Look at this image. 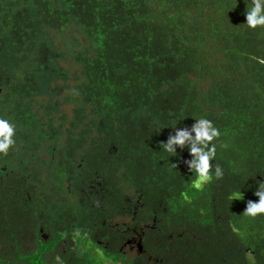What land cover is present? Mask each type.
Returning <instances> with one entry per match:
<instances>
[{
    "label": "trees",
    "instance_id": "obj_1",
    "mask_svg": "<svg viewBox=\"0 0 264 264\" xmlns=\"http://www.w3.org/2000/svg\"><path fill=\"white\" fill-rule=\"evenodd\" d=\"M246 8L0 0V118L16 128L0 264H264V215H242L264 180V30ZM201 117L224 176L197 191L189 150L160 141Z\"/></svg>",
    "mask_w": 264,
    "mask_h": 264
},
{
    "label": "clouds",
    "instance_id": "obj_2",
    "mask_svg": "<svg viewBox=\"0 0 264 264\" xmlns=\"http://www.w3.org/2000/svg\"><path fill=\"white\" fill-rule=\"evenodd\" d=\"M247 8L245 12L247 29L256 31L257 29L264 30V0H246ZM252 59H257L252 57ZM264 64V59L258 61ZM174 131L169 134L167 141H160V147L163 152L169 156L177 155V148L183 150L187 148L191 159L185 160L184 163L188 166L191 173H194L195 179L192 180L191 187L197 191H203L206 184H209L213 179H223L224 172L219 163H213L217 152L216 141L221 137V132L213 123L212 120L201 117L196 119L191 127L179 128L174 126ZM16 135L15 126L9 120L0 118V155L8 156L9 152L16 145L14 139ZM221 147H226L223 143ZM177 165L173 163V167ZM258 188L254 195L258 201L248 200L243 216L246 218L256 219L264 215V180L257 181ZM243 193H235L230 195L229 199H243ZM184 199L191 203V200L185 194ZM251 256V252L248 253ZM60 260V257H56Z\"/></svg>",
    "mask_w": 264,
    "mask_h": 264
},
{
    "label": "rangeland",
    "instance_id": "obj_3",
    "mask_svg": "<svg viewBox=\"0 0 264 264\" xmlns=\"http://www.w3.org/2000/svg\"><path fill=\"white\" fill-rule=\"evenodd\" d=\"M99 252H101V251H99ZM100 259L106 264H119V263H115L113 260H111L108 257L104 256L102 253H100ZM57 264H64V263L60 262V263H57Z\"/></svg>",
    "mask_w": 264,
    "mask_h": 264
},
{
    "label": "flooded vegetation",
    "instance_id": "obj_4",
    "mask_svg": "<svg viewBox=\"0 0 264 264\" xmlns=\"http://www.w3.org/2000/svg\"><path fill=\"white\" fill-rule=\"evenodd\" d=\"M126 246L129 247V239H128L127 243H126ZM109 259H110V258H109ZM111 260H112V259H111ZM115 263H117V262H115Z\"/></svg>",
    "mask_w": 264,
    "mask_h": 264
},
{
    "label": "crops",
    "instance_id": "obj_5",
    "mask_svg": "<svg viewBox=\"0 0 264 264\" xmlns=\"http://www.w3.org/2000/svg\"><path fill=\"white\" fill-rule=\"evenodd\" d=\"M60 263V262H59Z\"/></svg>",
    "mask_w": 264,
    "mask_h": 264
}]
</instances>
